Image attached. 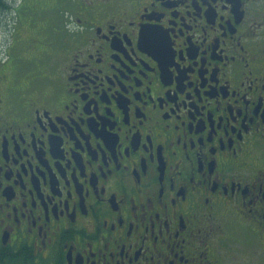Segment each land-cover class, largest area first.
<instances>
[{
    "label": "flooded vegetation",
    "instance_id": "flooded-vegetation-1",
    "mask_svg": "<svg viewBox=\"0 0 264 264\" xmlns=\"http://www.w3.org/2000/svg\"><path fill=\"white\" fill-rule=\"evenodd\" d=\"M65 1L0 62V264H264V0Z\"/></svg>",
    "mask_w": 264,
    "mask_h": 264
},
{
    "label": "rangeland",
    "instance_id": "rangeland-1",
    "mask_svg": "<svg viewBox=\"0 0 264 264\" xmlns=\"http://www.w3.org/2000/svg\"><path fill=\"white\" fill-rule=\"evenodd\" d=\"M58 1L59 2L56 3V0H5L9 8L7 11L0 14V62L6 57V50H8L10 46L11 36L13 41L14 33L12 31L19 27V29H17L22 35H28V30L30 29L29 24L32 25L36 21L32 13H35V16H37L38 4L42 3L44 7L53 6L56 8L63 7L64 2L66 6L68 5L65 0H63L64 2L61 0ZM45 3H47L48 6ZM55 13H58V10L55 9ZM38 20L41 24L46 23V21L42 20L39 16ZM17 50L18 47L16 43L10 46V51L8 52L10 57L7 60L8 66L14 65ZM29 71H32V67H25L19 78L22 79V76L26 75Z\"/></svg>",
    "mask_w": 264,
    "mask_h": 264
},
{
    "label": "trees",
    "instance_id": "trees-1",
    "mask_svg": "<svg viewBox=\"0 0 264 264\" xmlns=\"http://www.w3.org/2000/svg\"><path fill=\"white\" fill-rule=\"evenodd\" d=\"M8 5L6 4L5 0H0V14L4 11H7Z\"/></svg>",
    "mask_w": 264,
    "mask_h": 264
}]
</instances>
